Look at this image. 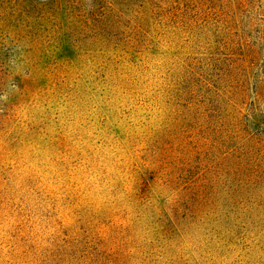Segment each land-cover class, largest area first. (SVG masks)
Here are the masks:
<instances>
[{"label": "rangeland", "instance_id": "374dc122", "mask_svg": "<svg viewBox=\"0 0 264 264\" xmlns=\"http://www.w3.org/2000/svg\"><path fill=\"white\" fill-rule=\"evenodd\" d=\"M0 264H264V0H0Z\"/></svg>", "mask_w": 264, "mask_h": 264}, {"label": "trees", "instance_id": "16d2710c", "mask_svg": "<svg viewBox=\"0 0 264 264\" xmlns=\"http://www.w3.org/2000/svg\"><path fill=\"white\" fill-rule=\"evenodd\" d=\"M0 67H1V64H0ZM1 70V69H0Z\"/></svg>", "mask_w": 264, "mask_h": 264}]
</instances>
